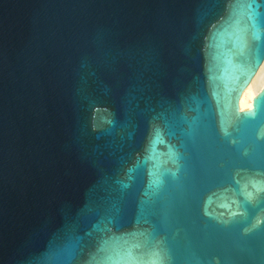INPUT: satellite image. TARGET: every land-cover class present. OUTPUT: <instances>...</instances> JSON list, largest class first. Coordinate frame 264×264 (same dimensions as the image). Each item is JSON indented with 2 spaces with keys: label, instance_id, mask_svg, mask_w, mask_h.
<instances>
[{
  "label": "water",
  "instance_id": "water-1",
  "mask_svg": "<svg viewBox=\"0 0 264 264\" xmlns=\"http://www.w3.org/2000/svg\"><path fill=\"white\" fill-rule=\"evenodd\" d=\"M264 0H0V264H264Z\"/></svg>",
  "mask_w": 264,
  "mask_h": 264
},
{
  "label": "bare ground",
  "instance_id": "bare-ground-1",
  "mask_svg": "<svg viewBox=\"0 0 264 264\" xmlns=\"http://www.w3.org/2000/svg\"><path fill=\"white\" fill-rule=\"evenodd\" d=\"M264 89V62L258 72L244 89L240 98V110L252 108L254 98Z\"/></svg>",
  "mask_w": 264,
  "mask_h": 264
},
{
  "label": "snow or ice",
  "instance_id": "snow-or-ice-1",
  "mask_svg": "<svg viewBox=\"0 0 264 264\" xmlns=\"http://www.w3.org/2000/svg\"><path fill=\"white\" fill-rule=\"evenodd\" d=\"M257 102L261 103L262 106H264V96H262Z\"/></svg>",
  "mask_w": 264,
  "mask_h": 264
}]
</instances>
